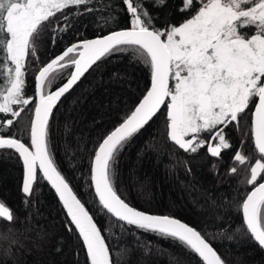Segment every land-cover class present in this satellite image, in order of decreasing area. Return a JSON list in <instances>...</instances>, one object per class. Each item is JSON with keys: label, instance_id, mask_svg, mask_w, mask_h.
I'll return each mask as SVG.
<instances>
[{"label": "snow or ice", "instance_id": "snow-or-ice-1", "mask_svg": "<svg viewBox=\"0 0 264 264\" xmlns=\"http://www.w3.org/2000/svg\"><path fill=\"white\" fill-rule=\"evenodd\" d=\"M97 2L0 0V154L22 162L24 210L34 186L47 182L66 213L65 227L82 242L88 264H122L133 249L142 252L138 264H146L143 257L152 251L151 242L141 238L146 235L168 240L194 255L199 264H226L213 246L217 235L171 215L140 210L122 197L117 188L118 166L125 149L161 115L165 118V141L175 149L186 154L204 149L210 158L222 159V153L233 147L225 129L230 125L238 129L250 113L252 152L245 154L241 141L232 156L235 166L228 171L236 174L238 167H244L241 183L251 190L230 202L242 213L241 226L231 231L264 250V0H181L177 11L188 13V18L172 24L168 12L160 26L156 23L159 15L146 5L163 8L168 0H116L115 6H124L120 12L127 14L128 26L119 30L109 27L106 33L101 29L103 34L95 38L80 39L82 33L72 32V21L80 15L94 16ZM114 19L108 17L104 23ZM69 33L74 39L64 43L63 36ZM45 36L53 46L60 38L62 51L37 69L33 94L28 95L29 57L33 63L39 62L38 49ZM125 56L130 64L140 63L148 69L150 87L134 99L124 100L116 94L109 101L115 113L110 127L97 119L94 124L100 127L90 146L83 148L76 140L75 148L85 153L87 162V171L79 174L86 189L82 201L55 159L51 126L63 100L86 74L97 71L110 58ZM126 79L119 72L110 74L112 85L123 87L121 82ZM57 80L61 82L53 87ZM82 99L78 95L70 103L78 105ZM22 113L29 119L25 127L19 125ZM71 123L69 119L62 126L61 143L69 166L77 172L71 163L73 145L67 139L73 135ZM162 148L163 144L147 139L138 157L140 152L159 153ZM211 167L215 170L216 164ZM185 169L191 172L187 165ZM188 190L190 194L198 192L194 185ZM0 218L9 225L0 228V255L8 259L15 248L24 247L19 237L29 229L14 228L20 218L3 201ZM100 220L105 223L98 224ZM30 221L29 214L21 223ZM112 225L133 238L123 252L119 239L106 240L104 233H111ZM37 237L43 239L40 233ZM172 257L176 264L184 259L179 253Z\"/></svg>", "mask_w": 264, "mask_h": 264}, {"label": "trees", "instance_id": "trees-1", "mask_svg": "<svg viewBox=\"0 0 264 264\" xmlns=\"http://www.w3.org/2000/svg\"><path fill=\"white\" fill-rule=\"evenodd\" d=\"M115 5L116 0H98L94 16L80 15L73 19L72 32L82 33L79 36L80 39H91L97 34H103L101 29L106 33L109 27L114 30L127 27L128 16L120 12L124 6ZM180 5L181 0H168L163 8H155L151 4L146 6L151 13L159 15L160 20L156 23L160 26V21L164 20L168 12L171 13L169 21L172 24H178L188 18V13L177 11ZM108 17H115V19L105 24L104 20ZM73 39L71 33L63 36L64 43L71 42ZM38 50V63H33L29 57L26 88L28 95L33 94V76L37 69L46 60L62 51L61 40L57 38L53 46L51 39L45 36L40 41ZM113 72H119L127 78L121 82L123 87L120 83L111 84L110 74ZM2 78L0 74V79ZM60 82L57 80L53 87ZM149 84L150 74L143 64L135 62L130 64L127 56L113 57L104 62L97 71L87 74L69 98L63 100V106L60 107L59 112L55 113V122L50 131L55 159L62 174L69 180L82 201L86 189L82 186L83 182L79 179V174L87 171V162L84 160L85 153L76 150V140H80L83 148L90 146L100 127L95 125L94 121L99 119L102 125L110 127V122L115 119V113L111 112L109 101L116 94L124 100L140 97ZM85 88L88 91H84ZM78 95H82L83 99L78 105H72L71 99ZM66 109L70 111L66 112ZM66 116L72 122L73 135L67 139L73 145L71 163L77 166L79 170L77 172L69 166V160L64 154L65 145L61 143L62 126L69 123ZM164 122V116H159L147 132L137 137L122 153L117 179L119 194L140 210L152 214L171 215L198 230L203 228L208 233L217 235L219 239L213 243V246L226 264H264V251L248 239L231 231L241 226L242 213L230 202L240 199L251 190V186L241 183L244 179V167H238L236 174L228 171L230 167L235 166L232 156L240 148L241 141H243L245 154L252 152L250 113L241 120L238 129L231 125L225 129L233 147L222 153V159L216 160L205 155L204 149H200L197 154H186L175 149L165 141ZM28 124V115L22 113L19 120L20 127ZM147 139H151L158 146L163 144V148L159 153L140 152L138 157V151ZM213 163L216 164L215 170L211 167ZM185 165L191 169L190 173L186 171ZM22 179V162L10 158L8 154H0V201L5 202L13 210L14 215L20 218L14 222L15 229H29L23 231L19 237L24 247L15 248L12 258L5 259L0 255V264H88L82 242L78 240L77 234L69 233L65 227V212L46 182H38L34 186V193L29 198L27 211L24 210ZM192 185L198 189V192L190 194L188 189ZM86 206L90 205L86 204ZM29 214L30 223L22 224L21 220ZM104 223L103 220L98 221V224ZM8 227V223L2 222L0 218V228ZM37 233H40L43 239L38 238ZM220 233L223 235L221 236ZM104 234L106 240L114 242L115 239H119L122 252L126 244L134 242L131 235H122L116 225H112L111 233ZM228 235H233L234 239L228 240ZM141 238L150 241L152 245L150 254L143 257L146 264H176L172 257L173 253H179L184 258L180 264H199L194 255H188L182 248L174 246L168 240L154 235L141 236ZM58 242H60L59 245ZM58 246L59 251H57ZM141 257L142 252L133 249L124 256L122 264H138V258Z\"/></svg>", "mask_w": 264, "mask_h": 264}, {"label": "water", "instance_id": "water-1", "mask_svg": "<svg viewBox=\"0 0 264 264\" xmlns=\"http://www.w3.org/2000/svg\"><path fill=\"white\" fill-rule=\"evenodd\" d=\"M91 71V70H90ZM87 75V74H86ZM78 86V85H77ZM149 87H150V84H149ZM75 89V88H74ZM162 111H163V109H162ZM46 184H47V182H46ZM48 185V184H47ZM49 187H50V185H48ZM50 189H51V187H50ZM52 191H53V193L55 194V191H54V189H51ZM56 196V195H55ZM56 198L58 199V197L56 196ZM65 212V211H64ZM65 215H66V213H65ZM2 219V218H1ZM73 228H74V226H73ZM264 251V250H263Z\"/></svg>", "mask_w": 264, "mask_h": 264}]
</instances>
